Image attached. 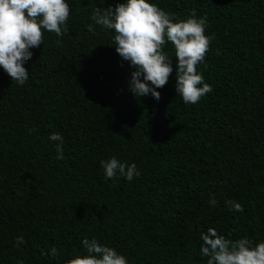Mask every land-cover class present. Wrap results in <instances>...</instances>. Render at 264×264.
I'll use <instances>...</instances> for the list:
<instances>
[{"label": "trees", "instance_id": "trees-1", "mask_svg": "<svg viewBox=\"0 0 264 264\" xmlns=\"http://www.w3.org/2000/svg\"><path fill=\"white\" fill-rule=\"evenodd\" d=\"M66 2L68 33L45 31L23 85L0 67V264H67L86 254L84 238L128 264H206L208 228L264 241V0H149L176 20L207 18L198 72L212 91L196 104L176 93L171 43L159 101L128 91L135 69L90 18L126 0ZM112 157L140 175L106 179L100 161Z\"/></svg>", "mask_w": 264, "mask_h": 264}, {"label": "clouds", "instance_id": "clouds-1", "mask_svg": "<svg viewBox=\"0 0 264 264\" xmlns=\"http://www.w3.org/2000/svg\"><path fill=\"white\" fill-rule=\"evenodd\" d=\"M70 15L66 0H0V67L12 81L23 85L28 80L29 72L23 65L32 57L30 49L43 45L45 31L57 37L67 34ZM90 18L95 25L114 32L117 54L135 69L128 88L135 97L151 94L159 101L156 89L163 88L173 72V58L164 51L168 43L174 49L175 90L182 101L196 104L212 91L198 66L204 63L214 36L205 34L207 18H197L195 10L190 17L176 20L173 14L149 0H126L117 3L114 9L96 7ZM86 27L93 35L97 34L92 24ZM49 139L60 142L56 145L57 159L63 160V137L52 133ZM100 164L106 179L123 177L131 181L140 175L135 164L129 165L116 157L101 160ZM209 203L215 207L216 200L213 198ZM225 203L229 210L243 211L242 205L235 201ZM200 238L203 242L200 253L207 257L206 264H264V241L253 244L246 237L231 240L214 228H208ZM16 239L17 247L24 243L22 237ZM81 243L86 254L76 255L67 264H128L124 255L95 238H84ZM48 255L59 257L60 250L53 246Z\"/></svg>", "mask_w": 264, "mask_h": 264}]
</instances>
